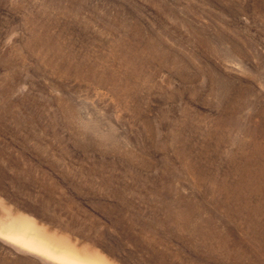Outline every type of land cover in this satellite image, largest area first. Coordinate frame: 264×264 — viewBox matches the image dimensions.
I'll return each mask as SVG.
<instances>
[{"label":"rangeland","instance_id":"374dc122","mask_svg":"<svg viewBox=\"0 0 264 264\" xmlns=\"http://www.w3.org/2000/svg\"><path fill=\"white\" fill-rule=\"evenodd\" d=\"M0 202L111 264H264V0H0Z\"/></svg>","mask_w":264,"mask_h":264},{"label":"bare ground","instance_id":"6f19581e","mask_svg":"<svg viewBox=\"0 0 264 264\" xmlns=\"http://www.w3.org/2000/svg\"><path fill=\"white\" fill-rule=\"evenodd\" d=\"M0 207L6 209L2 202ZM0 240L52 264H111L95 251L77 249L64 235L50 233L32 218L17 212L10 213L7 220H0Z\"/></svg>","mask_w":264,"mask_h":264}]
</instances>
